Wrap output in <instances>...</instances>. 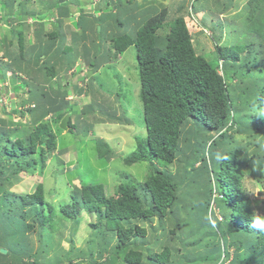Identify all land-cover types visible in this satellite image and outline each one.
<instances>
[{"label": "trees", "instance_id": "16d2710c", "mask_svg": "<svg viewBox=\"0 0 264 264\" xmlns=\"http://www.w3.org/2000/svg\"><path fill=\"white\" fill-rule=\"evenodd\" d=\"M263 1L249 2L251 10L246 24L249 35L254 39L262 37L264 32ZM91 2L93 3L92 0ZM121 2L122 0H107V3L104 1L102 9L115 10ZM86 3L84 0H63L62 3L49 1L44 5L37 20L41 22L42 30L37 34L39 37L44 35L42 31L46 30V22L50 19L55 18L56 29L46 34L52 42L49 45L42 44L38 52L30 51V57L25 52L26 37L23 25L18 30L15 26L8 30L9 42L4 57L9 59L11 64H5L7 68L1 74L0 80L6 81L8 69L15 67L18 71L25 65L29 79L22 82L27 87L28 97H21L23 99L20 100L19 106L28 109L23 116H31L33 125L24 135H21L24 131L19 128L2 131L0 127V158L8 156L15 159L16 163L20 159L27 162L24 168L15 166L23 170L10 169L4 174L0 172V264H40L25 260V257H30L27 249L31 244L27 241L26 233L33 225L25 226L14 217L9 219L11 214L22 215V210L26 207L40 208L37 221L44 246L47 242L43 233L46 230L51 232V228L55 229L59 214L63 218L61 221L78 220L81 208L99 214V221L92 225L93 236L105 237L112 233L106 243L107 247H110L109 254L113 255L100 264H121L119 260L126 264H264V230L252 228V235L258 232L256 241L246 236L251 230L244 222L253 225V221L259 217L253 214L251 199L245 195L241 186L244 146L235 142L232 133L260 132L262 129L260 126L253 127L254 124H250L247 118L239 116L247 112V109L249 114L264 108V70L259 66L261 53L256 51V48L252 49L242 66L233 62L239 61L240 54L245 51L244 47L238 45L217 46L218 53L212 60L199 54L185 20V14L194 12L195 8L193 4L190 5L191 2L181 4V13L178 12L170 22L167 21L168 10L165 7L161 11H155L140 22V27L134 35L118 37L110 33L111 23L107 21L106 28L109 31L107 30L106 41H112L115 56L123 54L129 47L137 48L146 137H136L137 148L124 162L127 166L148 163L146 181L140 184L131 180L123 183L112 197L106 195L102 184L82 183L77 195L61 208L60 213H56L55 207L46 201L43 183H39L31 194L18 196L9 193L10 188L20 182L22 173L28 170L33 172L35 169L32 167L39 163H42L44 168L46 160L58 149L55 130L52 123L45 118L53 113L54 124L59 126L64 116L73 111L72 105L66 101L72 91L68 86L60 85L56 92L46 90L48 82L58 76L57 67L63 62V58L61 60L58 56L55 61L57 69L53 65L45 66L47 61L54 57L50 55L54 53L53 48H56L57 53H63L61 56H65L70 65L68 69H72L80 57L74 56V49L78 51L80 46L82 54L78 51L79 55L85 58L88 66L91 64L88 56L92 53H85L87 57L83 55V47L85 49L89 46L77 45L90 37L88 32L93 35V45L102 44L101 35L104 28L101 27L99 34L97 27L103 21V13L98 17L86 13L83 9V4ZM72 5L75 7H71ZM99 5L102 4L99 3L95 7ZM4 6L5 9L8 7L7 4ZM47 11L48 17L45 16ZM79 11L81 13L77 16ZM221 11H225L224 8ZM28 15L35 16V12H20L15 15L9 11L0 14V22H7L12 17L15 22H26ZM69 19L76 25L70 27L71 37L76 45L66 47L67 32L63 24ZM215 27L212 26L211 30ZM77 30L81 34L76 33ZM162 31L164 32L161 33ZM96 37L99 40H96ZM61 39L64 42L60 44ZM213 39L221 41L216 36H213ZM57 42L59 44H56ZM253 42L255 46L258 44ZM66 49L73 51V55L68 56ZM35 57L37 61L34 65L29 64ZM100 66H95V71ZM251 70H254L252 75L249 73ZM37 71H45L47 81L39 80L35 76ZM235 79L237 81L233 82ZM241 84L248 85L250 99L244 109L235 112L232 98L236 94L239 99L243 98L242 94L237 93L242 91L237 89ZM21 88L18 86L17 89ZM75 91L82 92L78 87ZM29 104H35L36 107L29 108ZM188 120L197 125V128L192 136L193 150L181 159L184 162V174L179 179L178 174L161 168L155 160L167 166L179 161L180 139ZM5 123L0 120V125L7 127ZM79 123L72 122L71 118V132L79 131ZM58 129L60 130L59 127ZM44 143L46 146H43ZM97 149L100 158L110 159L115 153L103 141L98 142ZM59 153L64 152L60 149ZM36 155L38 160L34 158ZM186 179L194 180L199 191L194 197L196 206L189 204L195 200L188 197V188V194L182 190ZM200 187L203 189L200 190ZM214 192L215 199L211 195ZM217 192L221 195L219 198ZM213 201L217 202L216 208L224 215L225 224L222 220H217L216 209L211 207ZM260 204L264 205V201ZM154 219L156 223L148 225L149 228L125 226L129 221L146 223ZM198 222L201 223L199 227ZM202 234L204 236L201 238ZM114 241L115 246L112 245ZM173 242H177L176 249L171 247ZM231 247L235 248L234 254L229 253L228 249ZM2 249L7 250V253H3ZM39 259L41 260L38 255L37 260Z\"/></svg>", "mask_w": 264, "mask_h": 264}, {"label": "rangeland", "instance_id": "374dc122", "mask_svg": "<svg viewBox=\"0 0 264 264\" xmlns=\"http://www.w3.org/2000/svg\"><path fill=\"white\" fill-rule=\"evenodd\" d=\"M49 1L57 4L58 2L62 3L63 0H27V2L25 0H0V14H5L9 11L15 15L20 12H35V16L28 15L29 17L26 22L22 20L15 22L13 17L7 22H0V76H2L1 74H3L4 69L7 68L5 64L9 62V59L4 57V53L6 45L9 42L7 38L9 37L8 30L12 26H15L17 30L21 25L25 28V52L28 57H30V51L38 52V48L40 49L42 44L49 45L52 42L46 34L56 29L55 18L54 20H47V28L44 32L42 31L44 35L41 34L42 36L39 37L37 34L38 31L42 30L41 22L37 21L39 20L38 17H40L38 16L39 12ZM84 1L87 2L83 4V9L86 10V13L93 14L95 17L103 13V21L98 25L97 30L100 34L101 27L103 26L104 33L101 35L102 44L100 46L92 44L91 39L93 35L90 32L87 33L90 37L86 41L77 44L79 46L82 44L83 46L84 44L89 46L85 49L83 47V54L92 53L90 57L88 56L91 64H89L88 69L83 70V81L79 80L78 76L82 72L84 62H82L81 46L78 50L81 52L80 55L74 49V56L78 55L81 58H78L77 65L72 69H68L70 68L68 59L65 56H61L63 53H57L56 48H53L54 53L50 54L54 55V57H52V60L49 59L45 65L46 67H52L51 65H53L56 68V58L58 56L61 57V60L63 58L62 64L57 67L56 74L58 76L52 80L53 85L48 82L49 85H47L46 90L48 92L50 90L56 92L60 85L68 86L69 90H72L70 94L77 96L69 97L71 100L69 104L73 107V111H69L72 122L78 121L82 116L83 123L80 121L79 131L74 130L71 132L70 130L66 132L58 129L59 126L56 123L54 124L55 119H47L49 120L48 122L52 123L55 130L59 148L53 153L54 156L51 159L49 156L44 168L42 167V163L34 165L32 169L34 168L35 170L33 172L28 170L22 173L20 182L9 190V193L24 196L33 193L36 186L39 183H43L46 191V201L55 207L56 213H60L61 208L72 201L74 195H77L82 187V183L102 184L105 187L106 195L112 197L123 183L131 180L140 184L144 183L148 178V163L127 166L124 162L137 148L136 137L142 139L146 137L144 107L140 97L141 81L138 69L137 48L135 46L129 47L123 54L115 56L112 49V41H106V38H108L107 21L111 23L110 33L118 37L126 34L134 35L140 27V22L146 17L153 15L155 11H161L165 7L168 10L167 21L170 22L172 18L181 13V4L185 5V3L191 2L190 5H194V12L197 13V16L190 17L187 13L185 14V20L192 35L194 46L199 54H203L212 60L215 54L218 53L217 46L238 45L244 47L245 51L240 54L239 61L233 62H236L237 66H242L245 59L249 57L250 51L256 48V51H260L261 53V63L259 66L264 70V32L262 37L254 39L247 31L246 21L251 10L249 8L250 0H122L119 3V8L115 10L111 8L102 9L107 0H99V3L102 5L96 7L91 0ZM104 1L105 3H103ZM114 2H117V0H114ZM5 4L8 5L6 9L4 8ZM262 5L264 6V1ZM71 7L75 6L72 5ZM223 8L225 11L222 12ZM46 13L45 16L48 17L49 12L47 11ZM80 13L79 11L76 15L78 16ZM72 25L76 26L75 23H72L71 19L65 21L63 24L67 32L66 47L76 45L73 43L74 39L71 37ZM212 26H216L213 29L214 32L211 30ZM76 33L81 34L79 30ZM212 34L221 41L213 39ZM96 40H99V38L96 37ZM60 41V44L64 42L63 39ZM253 41L258 44L255 46ZM56 44H59V42ZM47 50L50 51L48 48ZM66 51L68 56L73 55V51L70 52L68 49ZM36 61L37 58L35 57L29 64L34 65ZM99 65L101 66L97 72L94 67ZM22 67V70L18 71L15 67L8 69L6 81L1 82L0 80V120L5 121V124H7V127L2 125L0 127L2 131L19 128L24 131L21 135H24L28 133L27 130L32 128L33 124L32 118L29 115L23 116L28 109H23V107L19 106L20 100L22 101L23 98L28 97L26 95L27 87L22 81L28 80L29 75L26 73L25 65ZM68 70H74L78 75L72 76L69 74L70 71L67 72ZM220 72L222 71L220 70ZM44 73L45 71H37L35 76L39 80L47 81ZM249 73L250 75L254 74V70H251ZM16 76L20 77V79L18 80ZM236 81V79L233 80V82ZM18 86L22 88L18 90ZM247 86L241 84L240 87H237V89L242 90L241 93H237L242 94L243 98L239 99L240 97L237 94L233 96L232 102L235 112H240L249 102L250 94L248 92L250 90ZM76 87L83 89L81 93L86 95L83 99H80L82 97L79 98L81 95L76 94ZM21 97L23 98L21 99ZM69 109L71 110V108ZM248 111L247 109L246 114H239V116L244 119L247 118L250 124H254L253 127L260 126L262 128L261 131L252 133H237L232 131V133L235 142L244 146V158L243 161L241 160V170L243 172L241 179L242 189L245 195L251 199L253 214L259 218H264V205L260 204L261 201H264V108L247 114ZM120 118L122 119L120 120ZM196 128L197 125L195 126L191 120L185 123L179 144V161L168 166L159 163L158 160H155V163L161 166V168L178 174V178L181 179L184 174V162L181 159L193 150L192 136ZM100 140H104L109 145V148L115 152L112 158L99 157L97 145ZM248 142L251 144L247 145ZM60 149L65 153L59 155ZM34 158L38 160L37 155ZM32 161L34 162V160ZM39 162L41 161L39 160ZM26 165L27 162H24L23 159H20L16 163L15 159H10L8 156L0 158V172L2 174L10 169H17L15 166H22L24 168ZM22 168L17 170H21ZM195 186L194 180L190 179H186L182 185V190L187 194L188 188V197L192 200H195L194 197L199 192ZM211 186L213 185L211 184ZM202 189L200 187V190ZM214 194L215 192L211 195L215 199ZM216 194L217 198L221 196L219 192ZM216 203L213 201L211 207L212 209H216L217 220H222L225 224V217L219 208H216ZM189 204L196 206L197 201H191ZM39 212V207H26L22 210V215L11 214L9 218L13 219L14 217V219L25 224V226L33 225L32 229L26 233L27 241H30L31 244L27 249L30 257H25V260H29L31 263L39 262L40 264H100L105 262L109 256H113L109 254L110 251L108 250L110 247L108 248L106 243L112 237V233L107 234L105 237L100 235L93 236L94 230L92 225L97 224L99 221V214L90 213L81 208L78 213V220L69 221H61L62 216L59 214L56 218L55 229L51 228V232L50 230H46L43 233L46 236L47 242L46 246H44L42 244L44 239L41 241V233L37 221ZM237 215H239V212ZM237 218L241 221L239 216ZM155 223L156 219L154 221H147L146 223L129 221L125 226L127 228L135 226L149 228L148 225ZM197 224V227L201 225L200 222ZM244 224L249 226L248 228L251 230L246 236L256 241L258 232L256 231L252 235V228L254 230L256 228L250 225V223L244 222ZM185 236H187V231ZM203 236L204 234L200 235L201 238ZM114 244H116V241L112 245L115 246ZM171 247L176 249L177 242H173ZM209 248L211 249L212 246ZM228 250L230 254L236 252L234 247ZM38 255L41 260H37ZM179 255L181 254L179 253ZM119 262L126 264L122 260H119Z\"/></svg>", "mask_w": 264, "mask_h": 264}, {"label": "clouds", "instance_id": "9594fccd", "mask_svg": "<svg viewBox=\"0 0 264 264\" xmlns=\"http://www.w3.org/2000/svg\"><path fill=\"white\" fill-rule=\"evenodd\" d=\"M191 10V9H190ZM195 16H197V13L196 12H193V13H191L190 14V17H195ZM212 37H213V34H212ZM77 65V64H76ZM75 65V66H76ZM221 65H222V63H221ZM74 66V67H75ZM70 71V70H69ZM68 71V72H69ZM73 72H69V74L70 75H75V74H77L76 72H74V70H72ZM82 73L83 72H81V74H79L78 76H79V80H81V81H83V75H82ZM80 76H81V78H80ZM47 87V86H46ZM82 91H83V89H81ZM76 94H78V93H76ZM74 96H76V95H73V94H70V96L69 97H74ZM68 97V96H67ZM36 107V105L35 104H30L29 105V108H35ZM68 115V114H67ZM70 115V114H69ZM50 117V119L52 120L53 118H54V116H53V113H51L50 115H49ZM65 117V116H64ZM47 121H49V120H47ZM61 122V121H60ZM60 125V124H59ZM69 129H70V127H69ZM68 132V131H67ZM253 227H255L256 229H260V230H264V218H256L254 221H253V225H252Z\"/></svg>", "mask_w": 264, "mask_h": 264}, {"label": "crops", "instance_id": "0c3cea01", "mask_svg": "<svg viewBox=\"0 0 264 264\" xmlns=\"http://www.w3.org/2000/svg\"><path fill=\"white\" fill-rule=\"evenodd\" d=\"M100 7H101V6H100ZM83 55H85V54H83ZM85 56H86V55H85ZM80 57H81V56H80ZM86 57H87V56H86ZM83 61H84V62H87V61H85V58H84V57H83L82 62H83ZM111 61H112V60H111ZM111 61H109V62H111ZM84 62H83V70H86V69H88V67H87L88 65H87V63H84ZM99 69H100V67L97 69V72L99 71ZM83 70H82V72H84ZM71 72H72V71H71ZM71 72H70V73H71ZM71 74H72V73H71ZM75 75H78V74H75ZM82 75H83V73H82ZM80 78H81V76H80ZM55 80H56V79H55ZM50 84L53 85V82L51 81ZM47 85H49V84H47ZM77 93H78V92H77ZM82 94H83V93H81V94L78 93V95H81V96H79V98L82 97V98H80V99H83V98L86 96V95H84V94L82 95ZM69 96H70V94H69ZM69 96L66 98V101L71 102V100L69 99ZM74 97H77V96H74ZM29 117H31V116H29ZM49 117H50V116H47V117L45 118V120L49 119ZM76 120H77V119H76ZM80 121L83 123V117H82V116L79 118V120L77 121V123H79ZM74 123H75V121H74ZM69 130H70V129H69ZM100 141L105 142L104 140H100ZM57 146H58V145H57ZM58 148H59V146H58ZM64 153H65V152H64ZM64 153H60L59 155L64 154ZM53 156H54V154H53ZM53 156H52V157H53ZM52 157H50V159H51Z\"/></svg>", "mask_w": 264, "mask_h": 264}, {"label": "water", "instance_id": "95a60500", "mask_svg": "<svg viewBox=\"0 0 264 264\" xmlns=\"http://www.w3.org/2000/svg\"><path fill=\"white\" fill-rule=\"evenodd\" d=\"M70 120H71V116L69 114L65 115V117L60 122L59 128L63 131H66V132L69 131ZM43 146H46V144L44 143ZM1 251L3 253H7V250H5V249H2Z\"/></svg>", "mask_w": 264, "mask_h": 264}, {"label": "built area", "instance_id": "2783aa9c", "mask_svg": "<svg viewBox=\"0 0 264 264\" xmlns=\"http://www.w3.org/2000/svg\"><path fill=\"white\" fill-rule=\"evenodd\" d=\"M95 5L99 4V0H92Z\"/></svg>", "mask_w": 264, "mask_h": 264}]
</instances>
